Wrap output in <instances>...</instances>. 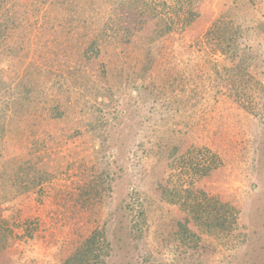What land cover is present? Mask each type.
Listing matches in <instances>:
<instances>
[{
    "label": "rangeland",
    "instance_id": "obj_1",
    "mask_svg": "<svg viewBox=\"0 0 264 264\" xmlns=\"http://www.w3.org/2000/svg\"><path fill=\"white\" fill-rule=\"evenodd\" d=\"M167 2L171 7L159 12L145 6L131 11H115L114 8L109 13L115 19L114 27L103 30L100 35L105 40L101 51L83 49L70 55L65 54L60 39L66 43L78 38L77 34L84 28L82 22H89L81 19L82 14L48 2L34 4V0H0V32L4 29V18L13 12L18 13L31 37H48L56 43L54 49L57 48L59 54L54 56L51 52L49 60L55 64L59 62L64 71L68 64L75 67L73 73L65 76L68 83H72L76 76L89 86L84 76L97 79L102 64L109 65L111 73H117L119 63L125 62L119 60L137 55L134 51L142 44H152L155 61L149 73L150 80L160 83L180 78L184 87L198 90L195 97L191 94L188 102V114L192 115L190 126L184 127L171 153L157 163L159 166L147 156L148 147L138 145L137 123L150 117L142 106L130 108L133 118L118 117V121L125 125L124 129H121L123 125L114 126L113 119L109 118V122L94 130L85 124L83 114L89 113L80 110L74 96L71 105L56 120H39L40 123L28 131L4 133L0 138V169L8 159L16 167L19 164L16 157H24L28 148H33L41 156L37 168L42 170V180L38 186L18 194L11 201H0V228L12 239L11 247L0 252V264H62L77 243L94 227L101 225L111 208L115 205L121 208L123 199L134 200L136 190L150 194L151 216L146 224L140 223L141 233L130 228L131 214L123 217L114 212L116 217L112 219L118 223L113 224L116 225V235L108 264H155L163 260V254H160L163 233L174 228L175 218L186 217L193 228L199 226L194 221V209L158 202V180L171 189L180 185L190 188L210 215L222 218L225 227L219 238L206 236L202 231L203 241L196 251L198 253L191 258H181L182 263L188 264V260L193 259L194 264H264V111H261L259 94L250 92L256 79L264 83V27L256 42L253 38L256 34L245 31L244 42L247 47L254 45V49L246 55L247 58L243 55L249 65V74L243 79L231 64L235 53L226 56L220 39L209 32L216 21L220 23L222 18L233 20L236 12L246 19L264 21V0ZM84 13L86 16L89 12ZM70 16L73 27L67 29L69 33H63L59 23ZM171 18L178 22V27L169 26ZM166 28L170 30L164 32ZM55 34L59 38L52 39ZM56 39H59L58 43ZM53 68L59 76L57 67ZM1 71L6 79L13 76L5 65ZM134 85L138 86L139 81ZM69 87L70 94H73L72 86ZM130 90L132 94L136 93L135 88ZM80 93L83 95L80 102L92 101L88 93L81 89ZM60 97L64 100L63 93ZM250 99L257 103L260 113L253 114L243 108V103L247 104ZM118 110L120 108H104L100 116L113 117L110 113ZM158 120V116H153L144 123ZM129 123L136 125L126 126ZM121 131L125 133L126 145L117 152L112 143L116 142ZM98 133L109 140L110 148L105 154H110V158L118 156L117 161L111 163L117 183L113 184V200L107 198L87 208L75 198L80 187L102 164L103 152L95 150L98 145L93 140ZM203 146L208 153L205 152L206 157L197 153L199 174L195 178L180 175L179 156L187 153L188 148L194 147L197 151ZM221 204L224 207L219 206ZM139 233L141 238L137 239L134 235Z\"/></svg>",
    "mask_w": 264,
    "mask_h": 264
},
{
    "label": "trees",
    "instance_id": "obj_2",
    "mask_svg": "<svg viewBox=\"0 0 264 264\" xmlns=\"http://www.w3.org/2000/svg\"><path fill=\"white\" fill-rule=\"evenodd\" d=\"M46 2L49 5L60 6L63 9L70 8L78 12V15L82 14L81 19L89 20L88 24L81 21L84 28L77 34V39H69L66 43L60 39L65 54L70 53V55L79 50L81 52L83 49L101 51L105 40L103 41L100 35L103 30L114 27L115 19L113 20L109 14L114 8L115 11L117 9L131 11L145 6L159 12L171 7V4L168 5L167 0H34V4ZM76 6L77 8H75ZM33 9L37 10V7ZM86 11L89 13L85 16L84 12ZM105 11L108 12L105 13ZM235 14L237 16L233 17V20L222 18L220 23L216 21L209 32L214 38L220 39L222 51L226 56L235 53L231 64L243 79L245 74H249L247 70L249 65L243 55L247 58L246 55L254 49V45L250 44L247 47L244 42L245 31L255 33L256 37L253 38L256 42L264 27V21H258L254 18L246 19L237 12ZM106 18L107 20H105ZM4 19V29L0 32V138L7 131L9 133L16 130L19 133L28 131L31 126L38 125L39 120H56L57 116L62 115L63 110H67L71 105L74 96L73 100L79 105L80 110L83 113H89L88 115L83 114L85 124L94 130H98L104 122H109V118L113 119L114 126L123 125L121 129H124L125 125L120 123V120L118 121V117L126 115L130 119L132 109L136 106H142L150 115L148 118L153 116L159 118L156 123L153 121L152 123L149 121L144 123L148 118L137 123L139 130L138 145L148 147L147 156L152 157L157 166V163H161L164 156L171 153L172 148L184 132V127L190 126L189 121L192 115L188 114V102L191 99V94L195 97L198 90L196 87L187 89L184 84L180 83V78H170L167 82L153 83L149 75L155 61L152 44H142L136 48L137 51H134L137 55H129L125 59L119 60L125 62L119 63L117 73H111V69L108 68L109 65L102 64L101 73L97 79L84 76L89 86L87 82H81L80 78L78 79L76 76L72 78V83H68L65 76L73 73L72 70L75 67H69L68 64L66 71H64L59 62L56 61L57 64H55V61L53 62L48 58L51 52L54 56L59 54L57 48L54 49L56 43L48 37H31L26 31L22 18L16 12L11 13ZM64 20L59 23V26L62 28L63 33H69L67 29L73 27V18L70 16ZM168 23L171 28L172 26H179L174 18L169 19ZM168 29L166 28L164 32ZM55 37L59 38L55 34L52 39ZM55 41L58 43L59 39ZM3 65L13 72L12 77L8 79L4 77V73L1 71ZM53 66L57 67L58 74L61 76L56 74L58 71L54 70ZM137 81H139L138 86L134 85ZM255 83L258 86L255 84L254 88L251 87L250 92L254 91L259 94L262 100L261 111H264V83L258 79L255 80ZM70 85L73 94H70ZM178 86H180L179 89H177ZM131 88L136 89L135 94H132ZM80 89L85 94L90 95L89 99L92 100V103L88 101L80 102L83 96ZM176 90L178 91L174 93ZM62 93L64 94V100L60 97ZM246 102L247 104L243 103V108L248 109L253 114L260 113V110L257 109V103L253 102L252 99ZM110 107H113V110H116V108H120V110L116 113L111 112L110 114L113 117H109V115L108 117L107 115L100 116L102 109H109ZM110 111L112 110L108 112ZM184 120L186 121L183 123ZM135 125L136 123H129L126 126ZM124 136V131H121L116 142L112 143L117 152H120L126 145ZM93 140L98 145L95 150L103 152L102 164L100 169L93 172L88 181L80 187L77 198H75L76 202L80 201L87 208H92L98 202L107 198L113 200V194L115 193L113 184L117 183L111 163L116 162L118 156L114 155L110 158V154H105L106 150L110 148L106 136L98 133L94 135ZM194 150H196L194 147L188 148L187 153L179 156L177 166L180 175L195 178L199 174L200 159L197 158V153L206 157L205 152L207 154L208 149L203 146L199 147L197 151ZM194 152L195 154L192 155ZM16 158H18L19 163L16 167L12 166L10 159H8L0 169V201H11L18 194L38 186L42 180V170L37 168L41 156L33 148H28L24 157ZM153 174H156V172L151 175ZM156 186L159 191H157L158 202L165 201L169 204L185 205L195 210L196 217L194 221L198 224L197 229L199 231L190 225L188 220L185 219L186 217L182 219L175 218L173 220L174 228L166 234L163 233L164 243L161 244L163 251L160 252V254H163V260L155 262V264H184L181 258H185V256L191 258L194 253H198L196 251L203 241L204 234L202 231L206 236L217 238L222 236L225 231L222 218L210 215L205 204L198 200L190 188L187 189L180 185L176 189H171L170 186L160 183L159 180ZM133 196L136 197L131 201L123 199L121 202L124 205L121 208H117L116 205L111 208L101 225L94 227L87 236L82 238L64 258L62 264H108V259L114 247L113 239L116 235V225L113 226V224L118 223L112 219L116 217L114 212H118L123 217L131 214L130 228L133 229V232H141L140 223L146 224L148 216H151L150 194H147V191L145 193L136 190L133 192ZM219 206L224 207L222 204ZM220 214L221 211L218 215ZM141 233L134 236L140 239ZM10 236L9 233L0 228V252L11 247L12 239ZM168 254H172V258L165 257ZM174 256H178V258ZM188 264H194L193 259L188 260Z\"/></svg>",
    "mask_w": 264,
    "mask_h": 264
}]
</instances>
